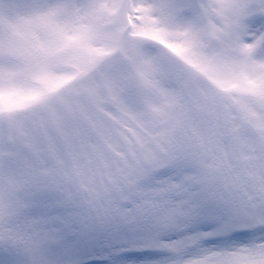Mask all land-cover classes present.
Returning a JSON list of instances; mask_svg holds the SVG:
<instances>
[{
  "label": "snow or ice",
  "instance_id": "6c2138e0",
  "mask_svg": "<svg viewBox=\"0 0 264 264\" xmlns=\"http://www.w3.org/2000/svg\"><path fill=\"white\" fill-rule=\"evenodd\" d=\"M0 264H264V0H0Z\"/></svg>",
  "mask_w": 264,
  "mask_h": 264
}]
</instances>
